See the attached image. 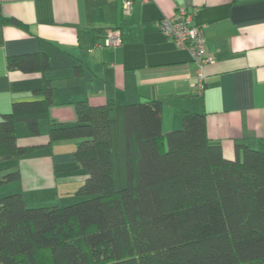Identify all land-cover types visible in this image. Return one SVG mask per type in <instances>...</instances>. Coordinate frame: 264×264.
Here are the masks:
<instances>
[{
    "label": "trees",
    "instance_id": "16d2710c",
    "mask_svg": "<svg viewBox=\"0 0 264 264\" xmlns=\"http://www.w3.org/2000/svg\"><path fill=\"white\" fill-rule=\"evenodd\" d=\"M7 64L45 71L49 57L22 53ZM34 93L0 114V162L39 146L18 143L17 122L38 134L49 119V143L79 139L73 158L87 176L67 204L33 205L20 189L0 195V264H264V138L228 158L204 112L185 110L182 125L164 131L161 100L129 102L128 183L117 188L114 100H77L76 120L58 122L49 117L51 80ZM18 179L19 169L0 174V184Z\"/></svg>",
    "mask_w": 264,
    "mask_h": 264
},
{
    "label": "crops",
    "instance_id": "0c3cea01",
    "mask_svg": "<svg viewBox=\"0 0 264 264\" xmlns=\"http://www.w3.org/2000/svg\"><path fill=\"white\" fill-rule=\"evenodd\" d=\"M180 7L203 26L212 58L202 70V90L190 50L159 27ZM109 28L120 29V44H100ZM37 51L48 55L47 70L9 68L8 56ZM46 78L55 99L49 117L58 122L76 120L77 100H114L112 149L115 132L126 144V104L156 98L164 131L180 127L185 110L204 112L209 137L233 158L237 144L257 148L264 138V0H133L131 11L119 0H0V114L16 100L37 97ZM49 127L41 119L32 134L17 122L18 143L39 146L0 162V174L19 169L11 190L20 189L33 205L60 204L38 190L57 179H74L78 189L87 176L73 158L79 139L49 143Z\"/></svg>",
    "mask_w": 264,
    "mask_h": 264
},
{
    "label": "built area",
    "instance_id": "2783aa9c",
    "mask_svg": "<svg viewBox=\"0 0 264 264\" xmlns=\"http://www.w3.org/2000/svg\"><path fill=\"white\" fill-rule=\"evenodd\" d=\"M124 11H131L133 0H119ZM162 32L170 37L177 46L190 50L193 59L198 65L197 86L204 88L203 67L207 61L212 60L208 54L203 26L194 21V13L186 7L178 8L171 16H164L159 21ZM122 42L119 28L107 29L102 45L115 46Z\"/></svg>",
    "mask_w": 264,
    "mask_h": 264
},
{
    "label": "rangeland",
    "instance_id": "374dc122",
    "mask_svg": "<svg viewBox=\"0 0 264 264\" xmlns=\"http://www.w3.org/2000/svg\"><path fill=\"white\" fill-rule=\"evenodd\" d=\"M120 138L121 137L117 135V132H115L112 151H113L115 185L117 188L125 187L128 183L126 144H123V139L121 143V141H119ZM70 170H71V173H73V171L75 170L74 166H71ZM57 181L59 182L58 185H54L52 187H44V189L38 190V193H41L42 195L46 194L47 196H49L47 200L53 199L55 200V202L60 200L59 201L61 202L60 204H67V203L79 200L81 198V196L77 193L76 188L78 185H76L77 183H75L74 179L68 180L67 183L62 182V180L60 179H57ZM11 183H16V180L0 184V194H5L7 192L12 191L11 189H13V187L10 186ZM7 190H10V191H7Z\"/></svg>",
    "mask_w": 264,
    "mask_h": 264
}]
</instances>
